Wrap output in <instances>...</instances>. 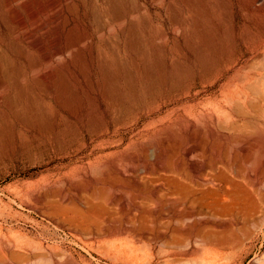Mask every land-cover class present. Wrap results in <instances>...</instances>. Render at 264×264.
<instances>
[{
	"label": "rangeland",
	"instance_id": "1",
	"mask_svg": "<svg viewBox=\"0 0 264 264\" xmlns=\"http://www.w3.org/2000/svg\"><path fill=\"white\" fill-rule=\"evenodd\" d=\"M115 4L134 47L129 24L116 53L95 36L85 70L37 85L0 0V264H264V115L223 131L210 108L258 76L264 0H86L81 29L106 31Z\"/></svg>",
	"mask_w": 264,
	"mask_h": 264
},
{
	"label": "bare ground",
	"instance_id": "2",
	"mask_svg": "<svg viewBox=\"0 0 264 264\" xmlns=\"http://www.w3.org/2000/svg\"><path fill=\"white\" fill-rule=\"evenodd\" d=\"M15 1L18 4L17 6L20 7L18 16L23 23L22 26L27 43L41 55L40 57L36 56L31 62L33 82L37 85L40 84L41 79L46 74H53L58 78L63 77L64 72L73 66L75 67L76 65H79L84 68L87 62V54L92 53L95 36L98 39L97 51L101 57L105 54L103 49L104 43L108 44L111 52L116 53L115 47L111 45L110 38H114L116 33L123 31L127 24L130 25L128 29V42L132 47H134L136 42L134 34V31L136 32V22L132 21L134 20L135 15H133V13L131 14V11L124 5L120 6L115 4L111 7V14L109 16L111 22L106 31H104L103 28L98 29L97 32L100 34L97 36L95 32V34L92 35L85 28L81 29V18L83 17L81 7L85 5L86 0ZM251 1L254 4L256 0ZM23 12L27 15L28 22H25L23 19ZM127 13L129 20H127ZM106 32L108 37H105ZM261 48L262 49H259L260 51L257 55L251 58L253 59L251 60L252 62L247 64V66L245 65L246 67H250L254 60L258 61L260 64L255 62L259 69H257L258 72H256L258 76L245 72L246 74H243V77L240 78L242 79L240 80L242 87L240 90L237 85H233V80H228L224 89L216 97L215 104L213 103L214 99L212 100V104L210 105L212 112L217 115L223 114L227 117L228 121H226L225 124H219V129L223 131L235 127V122L232 117L236 112L242 115H250L251 112L264 115V92L260 91V86L251 83V80H254L255 78V83L259 82V80H257L259 76H261V79L262 77L264 79V44ZM247 62L249 63V61ZM255 63L253 65H255ZM255 66L254 68L256 70ZM242 68V70L245 69L244 67ZM251 68H253V66ZM238 72L236 71V73ZM257 84L260 85L259 83ZM251 95L258 97V99L256 98L257 101L255 99L256 102L251 101L253 100L250 99ZM243 97L245 98L244 100H242ZM4 239L7 238L5 237ZM3 241L1 242L0 240V262L5 258L6 253L8 252L7 247L3 245ZM217 257H211V264H213L216 259L221 258L220 256ZM204 263L205 261L202 260V264Z\"/></svg>",
	"mask_w": 264,
	"mask_h": 264
}]
</instances>
